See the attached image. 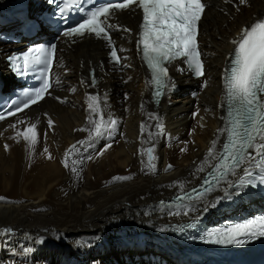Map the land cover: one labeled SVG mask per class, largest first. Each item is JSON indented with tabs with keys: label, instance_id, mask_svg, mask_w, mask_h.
<instances>
[{
	"label": "bare ground",
	"instance_id": "bare-ground-1",
	"mask_svg": "<svg viewBox=\"0 0 264 264\" xmlns=\"http://www.w3.org/2000/svg\"><path fill=\"white\" fill-rule=\"evenodd\" d=\"M9 2L0 0V23L5 21L0 25L4 79L3 58L13 51L1 41L13 30ZM206 2L199 35L206 74L194 81L190 72L178 71L185 68L183 62L172 64L171 81L158 109L151 102L150 75L137 51L141 13L136 7L117 11L109 21L131 30L111 31L118 51L127 50L119 52L127 57L121 64L129 67L110 63L107 43L94 34L60 40L51 95L0 122V197L6 198L0 201V264H193L190 252L170 232L174 223L253 212L259 200L250 189L238 195L233 191L225 199L224 184L192 201L200 210L187 215L189 204L171 208L157 204L198 184L217 163L225 137L218 130L225 127L223 75L234 47L231 41L264 17V0H246L244 5L239 0ZM92 67L99 78L96 87L89 86ZM205 80L207 87H202ZM91 95L98 96L96 112L88 108ZM149 114L159 117L163 135ZM32 125L37 131L35 145L17 135ZM214 140L216 149L210 157ZM109 143L111 147L98 154ZM73 145L76 149L68 151ZM148 146L154 149L151 168ZM88 155L92 159H83ZM114 177L129 179L114 181ZM205 204L214 206L204 212Z\"/></svg>",
	"mask_w": 264,
	"mask_h": 264
},
{
	"label": "snow or ice",
	"instance_id": "snow-or-ice-1",
	"mask_svg": "<svg viewBox=\"0 0 264 264\" xmlns=\"http://www.w3.org/2000/svg\"><path fill=\"white\" fill-rule=\"evenodd\" d=\"M54 2V0H53ZM230 2V0H225ZM246 0H239V5H244ZM136 5L142 10V23L140 25L139 36L136 41L138 53L142 51V59L146 62L151 71V80L156 85L153 91V102L158 103L165 89L169 86L171 78L169 77L166 65L174 61L182 60L186 68H180L178 71H188L200 78L205 75L204 63L201 59V52L198 48L199 22L202 20L206 4L202 0H123V2H112L100 7H96L87 13V18L77 26L70 27L63 33L65 37L82 38L85 35L94 34L95 38L104 40L109 49V62L118 65L121 68L130 65L121 64L127 57L118 55V49L111 37V31L130 32V29L121 28L120 25L109 23L111 18L118 10H127ZM234 50L227 61L223 75L224 88L226 90L227 112L221 119L225 120L226 126L218 130V134L226 133V139L219 149L218 162L214 170L203 177L200 185L194 187L190 192H186L177 197V200L192 202L200 200L201 193L206 194L214 191L221 184L226 185L225 196L231 198L233 191L239 194L249 185L255 187L258 184L264 185V20L253 23L246 27L238 39L231 41ZM142 46V47H141ZM56 45L50 47H41L28 49L22 57L10 58V61L22 59L23 63H13L14 70L20 74H26L28 71H39L44 76L42 86L33 91L25 90L22 93L23 99H17L7 110V115H14L22 109H28L30 105H35L45 99V95H51L49 89L52 87L50 79L44 75L52 67L53 55ZM127 51L119 48V52ZM33 52L36 54L33 55ZM90 87L96 86L95 69L90 72ZM129 80L131 77L128 78ZM81 83H87L81 81ZM127 83V81H125ZM174 88V83L171 84ZM207 87V81L202 84ZM125 94V99H127ZM58 101L60 97H55ZM89 99L93 103L88 104V108L93 112L98 110V96L91 95ZM66 102V100L64 101ZM225 107V105H221ZM14 108V111L12 110ZM198 115V113H194ZM5 119V113L0 111V121ZM91 120V117H89ZM149 119L157 121L156 129H161L160 135H163L162 125L159 123V117L155 114H149ZM112 130H116L117 122L111 121ZM53 121L48 120V126L52 127ZM15 127V125H13ZM141 136L145 131V125H140ZM191 134V133H190ZM17 135H22L25 141L30 145H35L37 141L36 125L27 127L26 131ZM100 124H96V136H100ZM150 139L154 137L150 134ZM92 140L91 135L89 141ZM81 146L87 148L84 141L78 142ZM217 142H212V147L208 151V156H213ZM5 150L8 145L5 144ZM73 145L68 151L76 149ZM111 147L106 144L104 149L98 154ZM149 168L153 167L152 153L153 148L148 150ZM181 151H184L182 149ZM47 153L48 149L44 148ZM68 153H65L67 156ZM51 159V156H49ZM85 160L92 159L91 155L83 157ZM66 166V165H65ZM171 165L167 170L171 169ZM73 172L77 169L73 167ZM203 171V168H200ZM229 176H236V180L228 179ZM259 176L257 181L256 177ZM129 177H114V181H125ZM6 198L0 197V201ZM164 202L161 201V204ZM210 206L205 204L203 211L207 212ZM171 208L172 206L169 205ZM200 209L194 203H189L184 214L190 211H199ZM189 228L195 227V224H189ZM11 232V229H7ZM264 237V217L250 219L244 223H237L234 226L222 230H216L208 233L206 242L217 245H244L254 239ZM43 243V240L40 241Z\"/></svg>",
	"mask_w": 264,
	"mask_h": 264
},
{
	"label": "rangeland",
	"instance_id": "rangeland-1",
	"mask_svg": "<svg viewBox=\"0 0 264 264\" xmlns=\"http://www.w3.org/2000/svg\"><path fill=\"white\" fill-rule=\"evenodd\" d=\"M10 21H11V20H9V23H12V22H10ZM3 23H5V21H2V22L0 23V25H2ZM12 31H13V30H12ZM10 32H11V31H10ZM0 34H2V33H0ZM2 38H3V36H2ZM2 38H1V41H3V40H2ZM4 44H5L6 46H8V47H9V48L7 47V51H11V49H12L13 51H15V50H17V49H18V46H14V45H13V46H11V45H9V44H7V43H4ZM10 46H11V47H10ZM2 53H3V52H2ZM4 53H5V52H4ZM6 54H8V53H6ZM5 56H6V55H5ZM92 68H93V67H92ZM117 69H119V72H120V73H122V69H120V67H119V68H117ZM117 69H116V70H117ZM117 71H118V70H117ZM96 94L98 95V94H99V92L97 91V93H96ZM164 99H165V97H164ZM242 215H243V214H242ZM242 215H241V216H242ZM221 219H222V218H221ZM221 219H220V218H218L217 220H221Z\"/></svg>",
	"mask_w": 264,
	"mask_h": 264
}]
</instances>
